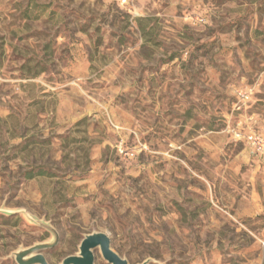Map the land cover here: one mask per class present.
Wrapping results in <instances>:
<instances>
[{"label": "rangeland", "instance_id": "rangeland-1", "mask_svg": "<svg viewBox=\"0 0 264 264\" xmlns=\"http://www.w3.org/2000/svg\"><path fill=\"white\" fill-rule=\"evenodd\" d=\"M249 126L264 0H0V264L54 239L27 213L58 231L50 264L96 231L130 264H264Z\"/></svg>", "mask_w": 264, "mask_h": 264}, {"label": "water", "instance_id": "water-1", "mask_svg": "<svg viewBox=\"0 0 264 264\" xmlns=\"http://www.w3.org/2000/svg\"><path fill=\"white\" fill-rule=\"evenodd\" d=\"M27 216L38 225L50 230L54 234V239L52 241L38 242L18 250L14 253L15 259L18 264H50L44 252L58 244V231L51 224L30 213H27ZM97 248L100 249L102 256L109 264H130L126 258L113 249L108 234L99 231L87 234L80 244L79 253L65 257L62 264H94V250ZM151 260L147 259L139 264H149Z\"/></svg>", "mask_w": 264, "mask_h": 264}, {"label": "built area", "instance_id": "built-area-1", "mask_svg": "<svg viewBox=\"0 0 264 264\" xmlns=\"http://www.w3.org/2000/svg\"><path fill=\"white\" fill-rule=\"evenodd\" d=\"M127 2V0H123ZM235 95L239 103H245L251 95L248 89H237ZM233 136L236 141L245 144L252 154L258 157H264V132L250 127L248 129L233 130Z\"/></svg>", "mask_w": 264, "mask_h": 264}, {"label": "trees", "instance_id": "trees-1", "mask_svg": "<svg viewBox=\"0 0 264 264\" xmlns=\"http://www.w3.org/2000/svg\"><path fill=\"white\" fill-rule=\"evenodd\" d=\"M41 16V14L36 15L35 19H39ZM29 63L25 64L24 67H26ZM36 69H33V75L32 76H37L40 73L46 71V67L44 64H42L41 62H38ZM84 120L79 121L76 125L79 126L83 123ZM42 175H46V176H53V173L49 172V171H44L42 166H32L31 168H29L26 172H25V178L27 179H32L35 178L37 176H42Z\"/></svg>", "mask_w": 264, "mask_h": 264}, {"label": "crops", "instance_id": "crops-1", "mask_svg": "<svg viewBox=\"0 0 264 264\" xmlns=\"http://www.w3.org/2000/svg\"><path fill=\"white\" fill-rule=\"evenodd\" d=\"M249 128H250V126H249ZM245 153H246V156H247V159L248 160H257V159H261V158H263V157H258V156H256V155H254V154H252V152L250 151V149L245 145Z\"/></svg>", "mask_w": 264, "mask_h": 264}]
</instances>
